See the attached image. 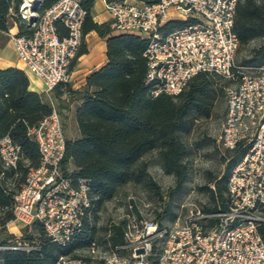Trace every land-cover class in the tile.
<instances>
[{
	"label": "built area",
	"instance_id": "obj_1",
	"mask_svg": "<svg viewBox=\"0 0 264 264\" xmlns=\"http://www.w3.org/2000/svg\"><path fill=\"white\" fill-rule=\"evenodd\" d=\"M241 0H155L104 3L116 33L136 34L147 42L146 85L151 94L175 97L197 74H216L234 85L225 89V113L220 144L233 150L239 143L248 149L231 170L226 208L213 214L194 210L171 227L132 213L123 244L97 264H264V239L257 227L264 223V62L237 67L238 41L233 19ZM19 8L20 19L34 28L30 36L8 32L17 60L38 79L49 97L59 85L72 83L70 66L82 45L86 11L78 0H58L40 16L39 0ZM187 24L161 35L168 21ZM66 34L60 36L56 25ZM236 69V72L234 70ZM27 130L37 146L39 165L29 169L13 199L11 224L38 223L45 235L66 246L80 230L91 205L85 180L73 182L63 175L65 136L57 109ZM22 156L9 136L0 139V165L16 170ZM129 212L135 200L127 198ZM214 220L205 227L203 223ZM95 244H91L93 252ZM55 264H89L61 257Z\"/></svg>",
	"mask_w": 264,
	"mask_h": 264
},
{
	"label": "trees",
	"instance_id": "obj_2",
	"mask_svg": "<svg viewBox=\"0 0 264 264\" xmlns=\"http://www.w3.org/2000/svg\"><path fill=\"white\" fill-rule=\"evenodd\" d=\"M39 1L36 11L40 16L58 0ZM78 1L86 11L82 35L94 32L104 40L106 63L86 77L83 87L74 90L70 85H59L52 93L59 107L58 113L69 111L74 105L77 136L65 138L61 171L74 183L78 180L87 182L91 205L80 230L66 246L52 242L36 222L23 226L20 238L7 233V226L13 220L14 196L29 169L39 165L36 143L27 136V130L47 117L51 108L43 94L29 90V80L22 70L0 69V139L9 136L19 146L22 156L16 170H6L0 165V264H55L61 257L91 264L90 259L76 256L77 252L94 243V231L87 216L102 209L126 185H141L150 192L155 190L157 195L156 185L143 160L150 153L156 154V164L163 172L173 177V190L180 191L187 178V160L191 153L187 138L196 124L212 117L215 108L224 107L225 87L232 82L216 74L200 73L192 77L175 97L153 96L150 86L145 83L146 40L132 34L114 35L112 21L102 24L93 21L94 0ZM103 1L123 3L128 0ZM134 1L149 4L155 0ZM21 5L22 0H0V35H5L14 26L17 35L32 34L34 28L19 17ZM186 24L168 21L159 31L166 35ZM232 31L238 41L237 67H253L264 62V0L239 1ZM244 50L247 60L241 59L237 64V55ZM84 52V48L79 49L71 66ZM221 80L224 82L220 83ZM62 129L64 133V125ZM247 149L246 143H239L233 150L225 149L230 161L221 176L210 178L214 189L203 188L212 207L199 210L202 214H213L226 208L229 174ZM169 216L170 219L175 217L170 213ZM214 224V220L203 223L205 227ZM125 227L123 220L109 228L106 244L112 252L121 253L117 248L123 244ZM257 230L264 239V223H260Z\"/></svg>",
	"mask_w": 264,
	"mask_h": 264
},
{
	"label": "rangeland",
	"instance_id": "obj_3",
	"mask_svg": "<svg viewBox=\"0 0 264 264\" xmlns=\"http://www.w3.org/2000/svg\"><path fill=\"white\" fill-rule=\"evenodd\" d=\"M8 39L5 35H0V48L3 59L12 58L13 52L10 49H4ZM10 44V43H9ZM252 44L251 46H253ZM247 60V51L244 50L237 55V64L241 59ZM224 81L221 80L220 83ZM234 85L232 81L226 85L225 89ZM45 101L59 111L56 99L53 93L49 97L43 93ZM225 101V98H224ZM224 107L215 108L212 117L196 124L192 133L187 138L190 157L187 160L188 174L180 191L176 192L174 188L173 177L167 175L156 164V154L150 153L143 160L147 164V172L156 185L157 195L148 191L141 185H126L122 187L118 194L105 206L95 212H91L87 218L90 228L94 231V250L90 248L77 252L79 258L91 260V264H97L106 259L112 253L106 244L108 230L111 226L119 224L125 220L129 222L131 215L140 216L157 222L162 227L173 226L176 220L181 223L186 216L194 210L211 208L208 193L203 189L205 186L211 190L214 185L209 182L211 177L221 176L225 170L230 158L226 150L220 144L221 125L224 118ZM74 105L70 106L69 111L59 112L61 124L64 125L65 138H75L77 136L76 126L73 120ZM232 158V157H231ZM132 196L135 200L133 210L129 212L127 208V198ZM132 213V214H131ZM173 214L174 219H170ZM127 216H130L129 218ZM22 228L20 224H8L7 233L14 234L17 238L21 237ZM70 258V257H69Z\"/></svg>",
	"mask_w": 264,
	"mask_h": 264
},
{
	"label": "crops",
	"instance_id": "obj_4",
	"mask_svg": "<svg viewBox=\"0 0 264 264\" xmlns=\"http://www.w3.org/2000/svg\"><path fill=\"white\" fill-rule=\"evenodd\" d=\"M133 0H128L130 2ZM104 1L103 0H94L93 7L91 10L92 19L97 24H102L107 21H111L109 15L104 10ZM58 33L66 34L65 29L62 27L56 26ZM59 29V30H58ZM16 27H12L10 32L16 33ZM114 35L124 34L113 32ZM136 35V34H132ZM137 36V35H136ZM9 42L5 45L4 49H10ZM12 47V46H11ZM84 48L85 52L79 55L72 66H70V73L72 78L71 88L76 90L84 86L86 77L91 74L93 71L100 69L106 63L105 57V42L100 39L96 33L90 32L83 36L82 45L79 49ZM13 50V48H12ZM1 51V48H0ZM79 51V50H78ZM12 58L3 59V55L0 52V69L6 68H17L22 70L29 80V90L37 94L44 93V87L41 82L36 79L33 75L26 72L22 64L17 60L16 55L13 52ZM73 62V61H72Z\"/></svg>",
	"mask_w": 264,
	"mask_h": 264
},
{
	"label": "bare ground",
	"instance_id": "obj_5",
	"mask_svg": "<svg viewBox=\"0 0 264 264\" xmlns=\"http://www.w3.org/2000/svg\"><path fill=\"white\" fill-rule=\"evenodd\" d=\"M35 0H24L25 5L23 6L24 9H27L28 7H31L30 2H33Z\"/></svg>",
	"mask_w": 264,
	"mask_h": 264
}]
</instances>
